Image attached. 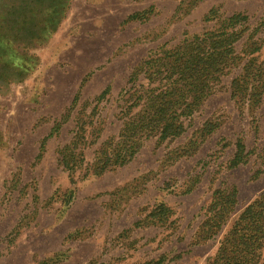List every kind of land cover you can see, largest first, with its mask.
Listing matches in <instances>:
<instances>
[{"label":"rangeland","instance_id":"374dc122","mask_svg":"<svg viewBox=\"0 0 264 264\" xmlns=\"http://www.w3.org/2000/svg\"><path fill=\"white\" fill-rule=\"evenodd\" d=\"M52 1L0 0V264L217 260L246 209L264 203V92L256 105L237 104L231 88L242 67L179 138L150 139L100 176L91 169L120 133L122 96L140 64L236 14L249 18L235 47L244 64L251 38L264 41V0ZM89 116L96 128H84V166L68 172L60 151Z\"/></svg>","mask_w":264,"mask_h":264},{"label":"trees","instance_id":"16d2710c","mask_svg":"<svg viewBox=\"0 0 264 264\" xmlns=\"http://www.w3.org/2000/svg\"><path fill=\"white\" fill-rule=\"evenodd\" d=\"M248 23L246 15H233L222 20L216 31L187 39L164 57L140 64L133 72L132 87L122 96L120 133L98 151L92 175L100 176L127 165L150 139L164 142L179 138L185 132L184 121L202 109L221 80L235 68L242 67V73L233 81V98L237 104H258L264 92V60L258 64L259 58L254 55L261 51L264 41L251 38L244 64L239 63L235 49L247 33ZM141 75L148 81L146 86H136ZM108 94L105 91L99 102ZM89 119L90 116L78 121L71 144L60 151L59 162L68 172L75 173L84 166L83 146L91 144L86 142L84 128L86 124L94 126ZM238 147L235 165L245 158L244 146ZM234 203L233 195L226 197L215 218L220 220ZM234 234L221 248L218 259L209 264H262L264 203L257 202L246 209Z\"/></svg>","mask_w":264,"mask_h":264}]
</instances>
